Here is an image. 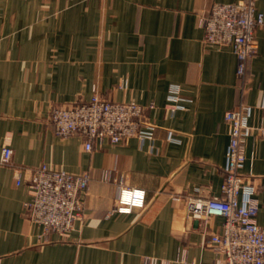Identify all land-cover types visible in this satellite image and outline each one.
<instances>
[{"label":"crops","instance_id":"1","mask_svg":"<svg viewBox=\"0 0 264 264\" xmlns=\"http://www.w3.org/2000/svg\"><path fill=\"white\" fill-rule=\"evenodd\" d=\"M240 1L0 0V153L13 151L0 165V264H224L208 245L223 219H194L187 201L220 195L224 114L243 103L255 127L264 106V25L243 80L230 47L203 44L199 17ZM255 5L264 17V0ZM93 89L152 106L151 136L90 152L80 137L55 136L51 108L87 101ZM243 151L240 173L264 227V139L250 134ZM41 165L90 177L66 239L43 237L24 213L28 185H15L13 169ZM120 181L145 191L143 211L108 215Z\"/></svg>","mask_w":264,"mask_h":264},{"label":"built area","instance_id":"2","mask_svg":"<svg viewBox=\"0 0 264 264\" xmlns=\"http://www.w3.org/2000/svg\"><path fill=\"white\" fill-rule=\"evenodd\" d=\"M263 25L264 17L257 10L255 0L214 3L207 14L199 17L203 44L230 47L237 60L238 80L244 79L248 61L257 55L256 31ZM171 92L174 95L177 89L172 88ZM151 107L108 101L93 89L87 101L53 106L49 120L55 136L80 137L84 151L90 152L95 147L122 144L132 138H149L153 126L148 121L147 110ZM261 110L255 127L249 125L251 109L243 103L224 114L229 141L220 195L187 201V211L194 219H223L220 232L210 236L208 245L224 264H264V227L256 222L255 189L240 173L245 162L244 140L250 134L264 139V106ZM12 155V149L4 145L0 165H11ZM13 178L16 186L28 185L29 199L23 203V210L30 221L42 228L43 237L55 234L61 239L68 238L74 224L83 218L88 173L74 175L41 165L35 169L14 168ZM103 180H110L109 173L103 174ZM116 191L108 215L144 210V190L124 186L120 181Z\"/></svg>","mask_w":264,"mask_h":264}]
</instances>
